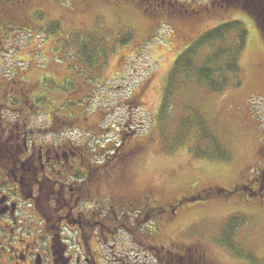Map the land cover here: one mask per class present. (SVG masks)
<instances>
[{
	"label": "rangeland",
	"instance_id": "1",
	"mask_svg": "<svg viewBox=\"0 0 264 264\" xmlns=\"http://www.w3.org/2000/svg\"><path fill=\"white\" fill-rule=\"evenodd\" d=\"M180 2L199 12L189 17L183 13L162 17L160 13L165 10L155 6L152 11V1L139 0H31L42 11V21L61 23L56 25V32L33 34L94 40V45L103 49L99 57L93 56L87 62L89 67L97 62L100 65L98 82L93 87L88 85L92 98L111 92L105 90L107 84L114 89L121 86L122 90L114 93L120 99L127 96L130 88L134 89L138 104L131 105L133 129L140 135L138 138L150 136L144 160L137 162L131 173L135 193L152 188L161 205L204 193L200 200L194 198L197 201H186L179 207L168 226L160 228L158 237H153L154 244H167L171 238L184 244L201 243L209 259L217 264H264V197H250L245 189L226 193L237 184L250 182L261 159L258 152L264 135V44L253 20L237 7L222 0ZM233 21L243 26L246 44L238 57L239 70L227 76L222 92L212 93L193 79L190 82L188 77L193 78L192 74H180L182 82L181 76L170 78L176 57L187 46L218 25ZM234 36L226 39L228 47V43L235 44ZM213 47L206 45L192 51L196 66L202 64V57L210 58ZM58 57L63 55L57 50L55 65L45 63L46 57H37L36 61L44 63L46 73L57 81L67 78L69 85L83 83L81 71L87 67L81 65L76 72L69 67L74 60L59 62ZM11 63L16 64L14 60ZM27 72L35 80L44 70L30 63ZM82 95L81 90L79 96ZM90 103L89 112L119 115V122L127 118V105L121 102L114 105L95 99ZM91 106L96 110L91 111ZM200 122L206 126L204 132L219 141L218 151L216 147L192 148V136L199 133L196 126L200 128ZM224 229L231 230L230 247L219 241Z\"/></svg>",
	"mask_w": 264,
	"mask_h": 264
},
{
	"label": "flooded vegetation",
	"instance_id": "2",
	"mask_svg": "<svg viewBox=\"0 0 264 264\" xmlns=\"http://www.w3.org/2000/svg\"><path fill=\"white\" fill-rule=\"evenodd\" d=\"M160 8L162 17L199 12L178 0ZM38 16L31 0L0 2V264H217L201 243L152 242L182 204L204 193L161 205L154 189L132 190L131 173L150 139L138 138L132 126L134 89L120 99L114 93L121 86H109L97 98L127 105L121 122L119 115L88 112L94 100L86 83H71L70 97L55 94L62 79L36 58L55 65V52L67 56L71 38L33 36ZM8 24L19 26L21 36H5ZM9 53L17 64L8 65ZM30 63L44 70L35 80L27 74ZM255 171L226 193L245 189L263 198L264 153Z\"/></svg>",
	"mask_w": 264,
	"mask_h": 264
},
{
	"label": "trees",
	"instance_id": "3",
	"mask_svg": "<svg viewBox=\"0 0 264 264\" xmlns=\"http://www.w3.org/2000/svg\"><path fill=\"white\" fill-rule=\"evenodd\" d=\"M3 1L5 0H0V2ZM139 1H141L142 3H147L152 1L154 5L152 6V11H153L155 6L158 7V9H160V7H162L163 3L166 0H139ZM222 1H224L227 4L229 3V5L231 6L237 7L239 10L247 14L253 20L255 27L257 28L264 44V0H222ZM42 19L43 18L41 16H38V21H37L38 23L36 22L37 23L36 32L41 31L42 35L43 34L45 35L46 32L49 33H53L54 31L56 32L55 27L57 24H54L53 22L51 23V25L48 24L50 26L46 30L45 27L47 26V24L44 25L45 22L42 21ZM39 21H42L41 24H39ZM18 27L19 26L17 25L8 24L7 29L4 31V35L5 36L15 35V37H18V35H20V31ZM242 28L243 26H241L240 22L233 21L229 23H222L217 27L204 33L201 37H199V39H197L195 42L191 43L186 49H184L183 52L176 58L174 62V66L172 67L169 73L170 78L172 79L173 77L176 78V76H181V82H182V77H183L182 75L192 74L193 78L191 76L188 77L190 82L193 79V82L195 81L198 85L200 84L203 87L205 86L206 89H208L209 92L212 93L222 92L224 87H226V84L228 83L227 76L231 74H235L239 70L238 57L241 54L246 42V32ZM231 35L233 36L235 35L234 36L235 44L228 43L230 47L229 48L228 45H226L227 43L225 42L228 36ZM94 42H95L94 40H87V39L84 40L74 37L71 38L69 45L67 47L68 49H73L72 51H70L68 57L69 58L72 57L70 58V60L71 61L74 60L73 62L76 63V64L74 63L71 66L69 65V67L76 72H79L82 66L88 68V69L84 68L83 71H81L84 74L82 77L84 79V83L86 84L87 83L95 84L96 82H98L97 73L99 72L100 65L98 66L97 64L98 62H97L89 67L87 63L89 62V59L92 58L93 56L99 57V54L96 52L97 47L96 45H94ZM206 45H214L213 48H215V50L208 60L206 59V57H202L200 59L202 64L200 66H196L197 62H195V59L193 57L194 54L192 53V51L197 48L198 50L202 49ZM224 45H226V47H224V50H222ZM190 50L191 52L189 53ZM14 56H15L14 63L17 64L16 55L14 54ZM215 64H218L219 66L215 67L214 66ZM64 79L66 78H62V81ZM61 82L56 83L55 94L61 96L64 94L66 97H70L71 94L70 91L68 90L70 87L68 84V79L67 82L66 81L63 83ZM186 122H187L186 120L183 121L185 130H186ZM188 124L190 126L191 121H189ZM196 127H198L200 131L199 133L197 131L198 134L194 133L195 135L192 136V142L194 141V146L192 148L195 149V147L198 148L199 146L209 147V148L216 147L218 151L219 141L216 140L214 137H212L209 133L204 132L206 126H204L203 123L200 122V128L198 125ZM181 133L183 134V132ZM184 136H186V134ZM200 140H203L205 142V145H200V143L203 142ZM198 141H200L199 144ZM180 142L181 141H177V143ZM263 153H264V136L259 146L258 154H260L261 157ZM211 192L212 191H208L207 193H211ZM230 231L231 230L228 231L224 229V232L222 233V236L219 240L223 244L227 245V247L229 246L228 239L230 236L229 234L231 233Z\"/></svg>",
	"mask_w": 264,
	"mask_h": 264
},
{
	"label": "bare ground",
	"instance_id": "4",
	"mask_svg": "<svg viewBox=\"0 0 264 264\" xmlns=\"http://www.w3.org/2000/svg\"><path fill=\"white\" fill-rule=\"evenodd\" d=\"M96 83H97V82H96ZM96 83H95V84H96ZM95 84H92V83L88 84V83H87V87H88V89H89L91 92H92L91 87L95 86ZM88 85L91 86V87H89ZM97 87L99 88V87H100V84H98ZM96 90H97V89H96ZM93 92H95V90H93Z\"/></svg>",
	"mask_w": 264,
	"mask_h": 264
}]
</instances>
